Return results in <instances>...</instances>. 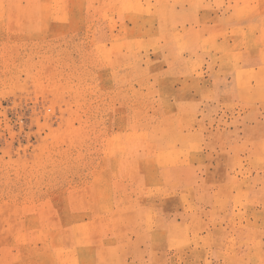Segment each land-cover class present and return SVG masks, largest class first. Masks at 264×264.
I'll use <instances>...</instances> for the list:
<instances>
[{"label":"rangeland","instance_id":"obj_1","mask_svg":"<svg viewBox=\"0 0 264 264\" xmlns=\"http://www.w3.org/2000/svg\"><path fill=\"white\" fill-rule=\"evenodd\" d=\"M247 1L0 0V264H264Z\"/></svg>","mask_w":264,"mask_h":264},{"label":"crops","instance_id":"obj_2","mask_svg":"<svg viewBox=\"0 0 264 264\" xmlns=\"http://www.w3.org/2000/svg\"><path fill=\"white\" fill-rule=\"evenodd\" d=\"M246 5H242L239 2L237 6L238 9L236 12H233V16L228 15L235 19V26L237 27H249L252 26L250 24V20L253 19H264V16H258L257 14L254 16H242L240 15L241 9L246 8V12L250 11V13L256 12V10L262 8V4L256 3L254 0H248ZM241 8V9H240ZM224 13V12H223ZM199 15V12H198ZM203 15V14H202ZM201 15V16H202ZM225 19L227 17H224ZM247 23H242V21H246ZM233 21V20H232ZM241 22V23H240ZM241 62L236 64L234 68L224 70L221 72L224 74L223 76L218 77V90L220 91L221 97L225 100L228 99L232 104L239 105L238 107L247 112L249 109L254 107L261 108L263 111L262 114V122L264 124V57L261 58V63L255 68L256 77L254 78V73L251 66H248L249 55L248 53L240 54ZM248 117H244L243 122L245 124L249 123ZM248 126H245L243 130V134H240L242 140L244 141H253L257 140L260 147L256 149V155L261 156L264 160V132H260L258 136L252 135L251 132L248 131ZM239 134V133H238ZM264 166V161H263ZM264 180V178L262 177Z\"/></svg>","mask_w":264,"mask_h":264}]
</instances>
